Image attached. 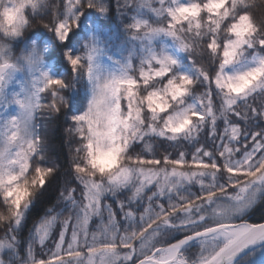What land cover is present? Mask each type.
I'll return each mask as SVG.
<instances>
[{
	"label": "snow or ice",
	"instance_id": "snow-or-ice-1",
	"mask_svg": "<svg viewBox=\"0 0 264 264\" xmlns=\"http://www.w3.org/2000/svg\"><path fill=\"white\" fill-rule=\"evenodd\" d=\"M0 264H264V0H0Z\"/></svg>",
	"mask_w": 264,
	"mask_h": 264
},
{
	"label": "trees",
	"instance_id": "trees-1",
	"mask_svg": "<svg viewBox=\"0 0 264 264\" xmlns=\"http://www.w3.org/2000/svg\"><path fill=\"white\" fill-rule=\"evenodd\" d=\"M257 14H260V11L258 10ZM50 65L57 66V58L56 56H53L49 60ZM65 67L67 65L65 64ZM64 69H60L59 71H63ZM45 131L47 133L48 137V144H49V152L50 155L53 157H57L66 167V160L68 158V151H67V143H66V137L64 133V124L61 121H53L49 123ZM62 175V174H60ZM59 180V175L57 177V182ZM57 183L54 182L52 185V188L49 190L47 195L43 198L41 203L37 205L35 208L32 209V216L29 217L27 225L25 227V231L22 233V235L26 236L27 235V226H30L31 224V219L36 216H40L43 212V206L46 204L52 203L57 194ZM259 258V257H258Z\"/></svg>",
	"mask_w": 264,
	"mask_h": 264
},
{
	"label": "clouds",
	"instance_id": "clouds-1",
	"mask_svg": "<svg viewBox=\"0 0 264 264\" xmlns=\"http://www.w3.org/2000/svg\"><path fill=\"white\" fill-rule=\"evenodd\" d=\"M4 17L6 18V20L8 22H11L12 19H13V13L11 11H6L4 13ZM249 79H251V76L241 78L239 81L235 82L234 86L236 88H238V89L239 88H243ZM104 159H105L104 156L101 155L99 162L100 163H103L104 162Z\"/></svg>",
	"mask_w": 264,
	"mask_h": 264
},
{
	"label": "rangeland",
	"instance_id": "rangeland-1",
	"mask_svg": "<svg viewBox=\"0 0 264 264\" xmlns=\"http://www.w3.org/2000/svg\"><path fill=\"white\" fill-rule=\"evenodd\" d=\"M237 67H239V65Z\"/></svg>",
	"mask_w": 264,
	"mask_h": 264
}]
</instances>
